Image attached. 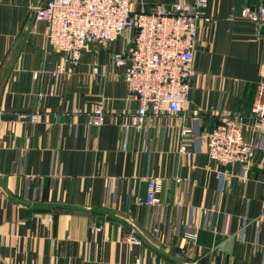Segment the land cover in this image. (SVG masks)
<instances>
[{"label":"crops","instance_id":"crops-1","mask_svg":"<svg viewBox=\"0 0 264 264\" xmlns=\"http://www.w3.org/2000/svg\"><path fill=\"white\" fill-rule=\"evenodd\" d=\"M49 1L0 0V264H264V134L244 133L260 146L244 182H227L242 170L211 161L203 140L226 117L250 118L264 33L239 14L264 0H208L185 105L140 127L112 63L132 33L73 65L34 19ZM129 1L147 12L193 0ZM99 102L105 120L89 126ZM148 177L162 182L152 207L135 202Z\"/></svg>","mask_w":264,"mask_h":264},{"label":"built area","instance_id":"built-area-1","mask_svg":"<svg viewBox=\"0 0 264 264\" xmlns=\"http://www.w3.org/2000/svg\"><path fill=\"white\" fill-rule=\"evenodd\" d=\"M207 2L193 0L134 12L129 0H50L34 8V19L45 24L50 46L68 55L73 65L78 63L86 46L110 43L124 32L132 33L126 50L113 54L112 63L123 69L127 89L138 103L136 118L140 127L148 114H175L185 105L189 83L198 74L193 59L199 24L209 20L204 14ZM239 16L262 25L264 7L257 10L243 7ZM104 120V106L99 102L89 114L87 124L100 126ZM245 132L264 134V80L257 85L250 118L226 117L203 138L211 161L223 167L239 166L242 170L234 174L223 172L227 182L230 177L246 181L245 173L255 151L260 149L258 142L244 138ZM190 133V128H183V135ZM180 150L187 154L184 146ZM161 187V179L148 177L146 195L137 198L136 204L157 205ZM126 240L138 243L133 236ZM135 264H139L138 259Z\"/></svg>","mask_w":264,"mask_h":264},{"label":"water","instance_id":"water-1","mask_svg":"<svg viewBox=\"0 0 264 264\" xmlns=\"http://www.w3.org/2000/svg\"><path fill=\"white\" fill-rule=\"evenodd\" d=\"M261 33H264V25L261 26Z\"/></svg>","mask_w":264,"mask_h":264},{"label":"rangeland","instance_id":"rangeland-1","mask_svg":"<svg viewBox=\"0 0 264 264\" xmlns=\"http://www.w3.org/2000/svg\"><path fill=\"white\" fill-rule=\"evenodd\" d=\"M262 25H264V24H262Z\"/></svg>","mask_w":264,"mask_h":264}]
</instances>
